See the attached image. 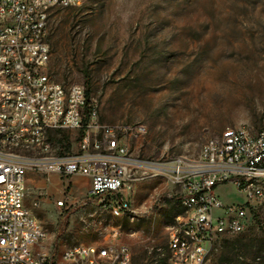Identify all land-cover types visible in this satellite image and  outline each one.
<instances>
[{
	"label": "rangeland",
	"instance_id": "obj_1",
	"mask_svg": "<svg viewBox=\"0 0 264 264\" xmlns=\"http://www.w3.org/2000/svg\"><path fill=\"white\" fill-rule=\"evenodd\" d=\"M48 42L49 73L89 88L100 123L129 127V154L138 159H198L226 128L255 134L264 125V0H83L51 13ZM78 137L51 133L55 156L75 153ZM89 191L82 177L66 186L29 172L25 204L46 227L54 256L102 245L117 228L133 264H152L157 250L168 260L170 228L184 212L181 187L145 178L127 194L124 213L103 212ZM219 192L243 200L233 186ZM63 194L69 210L55 206ZM251 214L244 232L216 240L212 264H264V204Z\"/></svg>",
	"mask_w": 264,
	"mask_h": 264
},
{
	"label": "built area",
	"instance_id": "obj_2",
	"mask_svg": "<svg viewBox=\"0 0 264 264\" xmlns=\"http://www.w3.org/2000/svg\"><path fill=\"white\" fill-rule=\"evenodd\" d=\"M82 1L0 0V244L9 242V251H0V264H133L117 228L102 245L69 248L68 262H56L49 244L42 245L46 254H35L33 243L46 236V227L25 204L31 171L47 180L58 177L66 186L74 177L85 178L94 204L117 213L129 211L127 194L134 185L145 178H168L182 189L184 212L175 220L181 230L170 228L167 264H212L216 240L244 232L251 208L264 204V125L255 134L228 127L187 163L130 155L129 127L101 124L99 102L83 84L68 86L49 73L50 15ZM63 131L79 135L78 149L52 157L51 133ZM12 148H19L18 158L5 162ZM224 186H233L243 200L226 201L219 192ZM55 206L69 210L72 203L63 194ZM92 247H103L107 254L116 249L114 261L91 259Z\"/></svg>",
	"mask_w": 264,
	"mask_h": 264
},
{
	"label": "bare ground",
	"instance_id": "obj_3",
	"mask_svg": "<svg viewBox=\"0 0 264 264\" xmlns=\"http://www.w3.org/2000/svg\"><path fill=\"white\" fill-rule=\"evenodd\" d=\"M217 137L218 135L210 138L209 140L206 141V143H208L209 141H215ZM18 155H19V148H12V150H10V154H4V161L12 162V158H18ZM52 157H57L54 154V147H52ZM177 163H187V160L182 158H177ZM127 202H129L128 196H127ZM99 208L103 212H110V206H99ZM175 220H179V214L175 216L172 227H174V230H181V222H175ZM47 240H48V231L46 230V236L40 237V243H33V252L35 254H46V247L42 245H47ZM0 251H9V242H1ZM68 254H69V249L65 251L55 261L68 262ZM114 257H116V249H109V254H107V252H103V247H92L90 251L91 259H105V262H113Z\"/></svg>",
	"mask_w": 264,
	"mask_h": 264
},
{
	"label": "trees",
	"instance_id": "obj_4",
	"mask_svg": "<svg viewBox=\"0 0 264 264\" xmlns=\"http://www.w3.org/2000/svg\"><path fill=\"white\" fill-rule=\"evenodd\" d=\"M86 90H87V94L89 96L90 95L89 88H87ZM65 142H67V141H62V140L59 141L60 144H63ZM65 145H66V147L68 149L71 148V145L69 143L68 144L66 143ZM61 220H64V219L61 218ZM162 254L163 253L159 252L158 250L155 251L154 255L151 257L152 259L154 258L153 260H151L152 264H167V257L161 258L162 257ZM54 260H57V257L56 256H54Z\"/></svg>",
	"mask_w": 264,
	"mask_h": 264
}]
</instances>
